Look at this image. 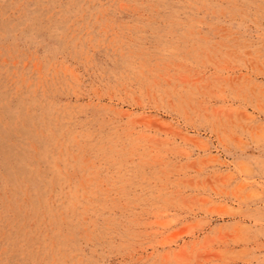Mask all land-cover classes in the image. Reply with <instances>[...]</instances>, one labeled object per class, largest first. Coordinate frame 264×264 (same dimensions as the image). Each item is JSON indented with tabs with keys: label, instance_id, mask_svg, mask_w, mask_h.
Returning a JSON list of instances; mask_svg holds the SVG:
<instances>
[{
	"label": "rangeland",
	"instance_id": "rangeland-1",
	"mask_svg": "<svg viewBox=\"0 0 264 264\" xmlns=\"http://www.w3.org/2000/svg\"><path fill=\"white\" fill-rule=\"evenodd\" d=\"M0 264H264V0H0Z\"/></svg>",
	"mask_w": 264,
	"mask_h": 264
}]
</instances>
